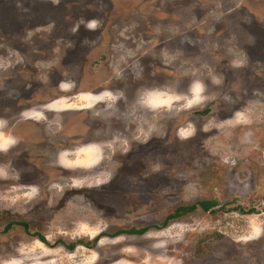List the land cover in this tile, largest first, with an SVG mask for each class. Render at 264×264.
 Segmentation results:
<instances>
[{"label": "rangeland", "instance_id": "rangeland-1", "mask_svg": "<svg viewBox=\"0 0 264 264\" xmlns=\"http://www.w3.org/2000/svg\"><path fill=\"white\" fill-rule=\"evenodd\" d=\"M0 264H264V0H0Z\"/></svg>", "mask_w": 264, "mask_h": 264}, {"label": "trees", "instance_id": "trees-1", "mask_svg": "<svg viewBox=\"0 0 264 264\" xmlns=\"http://www.w3.org/2000/svg\"><path fill=\"white\" fill-rule=\"evenodd\" d=\"M220 203L216 200L214 201H201V202H198L192 206H188V207H181L179 209H177L173 214H171L167 219L166 221L164 222V225H167L168 223H170V221H173V220H177L185 215H189V214H193V213H196L197 211L201 210L205 213H212V214H215L217 212L220 211ZM237 210H241L242 213H246V214H251L254 212V210H248V211H244L242 208H237ZM15 225L17 226H21L23 228L26 229V231L29 230V227L25 224V223H16ZM12 227V226H10ZM10 227L8 226L7 229H10ZM149 231V229H142V230H132V231H128V232H125L126 234L128 235H136V236H142V235H145L147 232ZM123 232H120L118 233L116 236H120L122 235ZM39 239L43 242V243H47L46 240L39 236ZM68 249H71V247H68Z\"/></svg>", "mask_w": 264, "mask_h": 264}, {"label": "flooded vegetation", "instance_id": "flooded-vegetation-1", "mask_svg": "<svg viewBox=\"0 0 264 264\" xmlns=\"http://www.w3.org/2000/svg\"><path fill=\"white\" fill-rule=\"evenodd\" d=\"M41 139V138H40ZM38 140V139H37ZM171 222V221H170ZM151 230V229H150ZM149 232V231H148Z\"/></svg>", "mask_w": 264, "mask_h": 264}, {"label": "bare ground", "instance_id": "bare-ground-1", "mask_svg": "<svg viewBox=\"0 0 264 264\" xmlns=\"http://www.w3.org/2000/svg\"><path fill=\"white\" fill-rule=\"evenodd\" d=\"M88 162V161H87ZM89 163V162H88ZM86 164V163H85Z\"/></svg>", "mask_w": 264, "mask_h": 264}]
</instances>
